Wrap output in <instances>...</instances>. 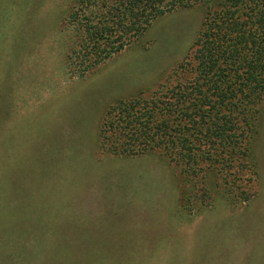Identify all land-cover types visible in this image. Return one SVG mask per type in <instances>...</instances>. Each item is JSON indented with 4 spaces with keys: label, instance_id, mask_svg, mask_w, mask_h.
Wrapping results in <instances>:
<instances>
[{
    "label": "rangeland",
    "instance_id": "374dc122",
    "mask_svg": "<svg viewBox=\"0 0 264 264\" xmlns=\"http://www.w3.org/2000/svg\"><path fill=\"white\" fill-rule=\"evenodd\" d=\"M72 3L0 0V180L13 216L32 217L50 233L38 249H66L69 264H264V103L247 202L216 191L201 205L162 158L98 149L102 110L164 77L194 40L202 8L157 18L139 44L77 77L65 26Z\"/></svg>",
    "mask_w": 264,
    "mask_h": 264
},
{
    "label": "trees",
    "instance_id": "16d2710c",
    "mask_svg": "<svg viewBox=\"0 0 264 264\" xmlns=\"http://www.w3.org/2000/svg\"><path fill=\"white\" fill-rule=\"evenodd\" d=\"M198 6L203 13L194 40L166 66L164 77L102 110L95 126L98 149L124 158H162L179 171L188 191L198 192L201 205L216 191L247 202L255 177L251 143L264 103V0H73L65 17L75 39L72 70L84 76L139 44L157 18ZM4 144L1 138L0 149ZM1 185L0 264H69L66 249H38L50 233L29 224L32 217H14ZM186 194L181 197L193 196Z\"/></svg>",
    "mask_w": 264,
    "mask_h": 264
}]
</instances>
